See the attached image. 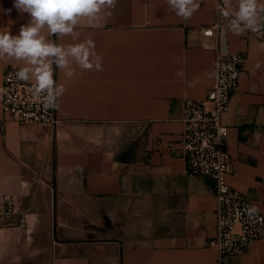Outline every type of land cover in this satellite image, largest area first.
Masks as SVG:
<instances>
[{
  "label": "crops",
  "instance_id": "crops-1",
  "mask_svg": "<svg viewBox=\"0 0 264 264\" xmlns=\"http://www.w3.org/2000/svg\"><path fill=\"white\" fill-rule=\"evenodd\" d=\"M219 2L200 0L185 20L166 0H117L101 27L81 21L77 42L93 41L102 70L73 65L67 76L53 65L65 89L57 130L12 121L0 92V198L17 195L28 209L25 228L16 217L0 219V264H217L208 246L212 182L187 173L180 139L184 102L205 99L213 86L216 52L203 47L199 28L216 21ZM0 9H12L0 10V30L17 34L27 14L13 0H0ZM216 45L246 56L223 115L227 178L262 211L264 34L225 26ZM20 66L0 60V89L5 68ZM224 264H264V229Z\"/></svg>",
  "mask_w": 264,
  "mask_h": 264
},
{
  "label": "built area",
  "instance_id": "built-area-1",
  "mask_svg": "<svg viewBox=\"0 0 264 264\" xmlns=\"http://www.w3.org/2000/svg\"><path fill=\"white\" fill-rule=\"evenodd\" d=\"M223 9V3L219 2L216 21L199 28L205 39L203 47L216 52L214 82L205 99L184 102L180 139L187 173L212 182L216 200V233L208 240V246L217 252V264H224L225 257L242 256L264 229V209L250 218L247 209L253 206L252 203L233 189L227 178L232 161L227 151L228 127L223 123V115L238 89L246 56L217 49V33L229 23ZM248 31L260 37L264 34V25L256 32ZM17 70L7 67L3 72V114L21 125L35 123L57 130L61 122L57 115L58 98L53 106H46L43 99L46 93H41L39 99L35 98V82L17 80ZM27 215L28 209L23 208L19 196L5 194L0 198V219L16 217L18 226L25 228Z\"/></svg>",
  "mask_w": 264,
  "mask_h": 264
},
{
  "label": "clouds",
  "instance_id": "clouds-1",
  "mask_svg": "<svg viewBox=\"0 0 264 264\" xmlns=\"http://www.w3.org/2000/svg\"><path fill=\"white\" fill-rule=\"evenodd\" d=\"M117 0H13L19 14H27L17 34L10 29L0 30V60L22 64L15 72L19 81L34 80L33 95L41 98L46 106H53L64 92V87L54 79V69L65 70L67 76L74 75L78 66L83 70H102L101 60L95 52L92 40L77 42L80 33L77 26L81 21L87 26L99 28L111 15ZM171 11L178 17L189 19L199 8L200 0H166ZM223 15L229 18L228 28L236 35L246 30L256 32L264 25V3L260 0H223ZM2 10V9H0ZM10 14L12 9L2 10ZM13 23V22H12ZM72 37L73 43L64 46L51 39ZM4 91L0 89V92ZM259 209H247L249 217Z\"/></svg>",
  "mask_w": 264,
  "mask_h": 264
}]
</instances>
